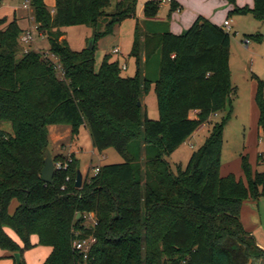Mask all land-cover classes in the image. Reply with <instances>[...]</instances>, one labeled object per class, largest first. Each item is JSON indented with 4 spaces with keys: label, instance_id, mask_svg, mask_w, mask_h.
<instances>
[{
    "label": "trees",
    "instance_id": "trees-1",
    "mask_svg": "<svg viewBox=\"0 0 264 264\" xmlns=\"http://www.w3.org/2000/svg\"><path fill=\"white\" fill-rule=\"evenodd\" d=\"M111 1L55 0L50 12L44 0H31L33 21L61 73L45 54L23 53L17 21L0 19V124L11 127L10 133L0 131V250L13 264H25L23 253L36 237L39 246L51 250L42 264H81L72 247L78 232L80 238L96 240L86 264H261L264 251L243 228L240 213L245 201L264 198V173H253L243 156L246 183L220 176L223 129L231 116L227 103L234 93L229 33L199 16L183 34L174 35L168 19L177 6L172 4L165 22L157 23L160 2H146L129 54L136 72L123 78L109 56L95 69L96 40L124 20L136 19V0H122L108 14ZM225 1L234 6L228 18L253 15L264 22V0H253L252 9ZM79 25L93 29V50L72 51L63 39V28ZM250 37L261 41L260 35ZM257 82V131L264 138L263 84ZM151 86L155 121L143 109ZM222 111L226 116L174 174L166 158ZM60 125L68 126L72 137L86 127L95 151L113 149L123 163L99 167L76 189L79 163L71 156L68 169L55 171L53 184H44L40 173L48 127ZM260 162L264 154L258 155ZM85 213L95 215V228L84 226Z\"/></svg>",
    "mask_w": 264,
    "mask_h": 264
},
{
    "label": "rangeland",
    "instance_id": "rangeland-1",
    "mask_svg": "<svg viewBox=\"0 0 264 264\" xmlns=\"http://www.w3.org/2000/svg\"><path fill=\"white\" fill-rule=\"evenodd\" d=\"M54 1L46 0V4L49 7ZM120 1L122 0H112L106 12L113 14L117 3ZM149 1L160 2V11L166 15L167 19L171 8L167 0H136V17L139 12L142 14L143 5ZM22 4L23 0H0V19H6L7 22L15 19L22 31L21 36L32 29V41L26 46L19 43L22 52L24 48H27L30 51L46 54L52 63L58 64L57 59L49 53V42L46 36L40 33L34 21L29 19L33 16L32 10L26 11L22 8ZM48 10L52 12L53 9L49 7ZM228 19L231 21L232 27L229 32L228 65L230 84L234 93L230 95L227 103L231 108V116L223 129L220 176L234 175L236 179H241L246 183L240 166L241 157H247L253 173H264V162L257 164L258 155L264 154V138L258 136L256 131L257 109L255 105L257 81L263 84L262 95L264 99V22L256 20L253 15L232 16ZM106 22L103 20L98 25V33L103 31ZM135 24L136 19H126L114 29L112 34L99 37L96 40L95 69H98L105 56H109L110 61L118 64L121 77L132 78L135 75V61L129 57ZM61 32L69 49L75 52L87 49L94 35L93 29L84 25L66 27ZM255 35L261 36L260 42L250 37ZM245 40H248L247 45L244 43ZM114 48H117L119 53H112ZM143 107L147 119L151 121L158 119L156 98L152 86L148 94L143 96ZM226 112L222 111L211 116L209 121L188 138L182 147L166 158L174 174L177 173L178 168L184 169L186 167L191 154L202 146L212 126L220 122L226 116ZM190 118H194V113L190 114ZM5 126L11 132L10 125L5 123L0 124V131H6ZM55 128L60 131L61 140L58 147L63 148L58 149L55 145L51 146L48 150L52 159L59 154L63 155L64 159L69 158L70 156L65 155L69 152V146L73 145V152L76 153L79 160V171L83 174L82 176H93V168L96 167L123 163V159L113 149H108L101 154L95 151L86 127L81 126L78 135L75 137H72L68 126L60 125L55 126ZM240 220L245 231L254 229L256 239L264 245V198L260 197L257 201H245L241 208ZM31 244L33 247L23 253L25 264H35L40 255L39 250L46 249L38 244L34 245L33 242ZM261 264H264V259Z\"/></svg>",
    "mask_w": 264,
    "mask_h": 264
},
{
    "label": "crops",
    "instance_id": "crops-1",
    "mask_svg": "<svg viewBox=\"0 0 264 264\" xmlns=\"http://www.w3.org/2000/svg\"><path fill=\"white\" fill-rule=\"evenodd\" d=\"M167 3L169 4L170 7L172 4H175L177 6V10L172 12L168 19L169 20L168 30L170 33L174 35L183 34L187 29H189V27L193 24V22L199 16L205 18L210 23L218 27H221L223 22L228 19L227 17L228 13L232 11L234 8V6L229 5L225 0H167ZM44 4L47 6V8L49 7L51 9L54 8V3L48 7V5L46 4V0H44ZM235 6L237 8L247 7L249 9H252L253 0H236ZM136 20L139 23H142L144 21L143 15L140 12L138 16L136 17ZM165 20H166V15L162 14V12L159 9L158 15L153 21L157 23H162V22H165ZM63 39H64V36H63ZM115 49L117 48H114L113 50ZM118 53H119V50H118ZM257 119H258V111H257ZM5 130H6L5 132L10 133L8 131L7 126H5ZM256 131H257V121H256ZM59 133L60 131L58 130V128H55V126L48 127V139H49L48 149H50L51 146L53 145L58 147V143L61 140ZM182 146L183 144L180 147ZM62 148L63 147H58V149H62ZM57 156L64 157L61 154ZM65 156H70V157L73 156L74 159L77 160L79 163L76 153L73 152V145L69 146V152ZM16 207H17V202L14 201L9 208L10 214L14 212ZM253 230L254 229L248 230L247 232H249L253 236L257 247L264 251V245L256 239ZM5 232L12 240H14L18 245L21 246L20 240L15 236V234L11 230L5 229ZM31 242H33L34 245H36L37 238L32 237ZM50 251L51 250L49 248L43 249L42 251L39 250L40 255H39L38 260L35 262V264H42L44 260L47 258V256L49 255ZM0 264H13V261L8 257V254L5 252H2L1 250H0Z\"/></svg>",
    "mask_w": 264,
    "mask_h": 264
},
{
    "label": "built area",
    "instance_id": "built-area-1",
    "mask_svg": "<svg viewBox=\"0 0 264 264\" xmlns=\"http://www.w3.org/2000/svg\"><path fill=\"white\" fill-rule=\"evenodd\" d=\"M22 8L25 9L26 11L32 10L31 0H23ZM29 19L33 20V18H29ZM36 28H37V26H36ZM221 28L225 32L229 33L232 30L231 21L229 19L225 20L223 22ZM31 41H32V29L29 31H26L22 36L20 35V37L18 39V42L23 44L24 46L28 45ZM244 43H245V45H247L248 40H245ZM27 51H28L27 48L23 49V53H27ZM113 53H115V54L118 53V50L117 49L113 50ZM45 57L48 58V56L46 54H45ZM48 60H50V59L48 58ZM52 64L61 73L59 65L54 64V63H52ZM123 68H125V66H123ZM71 161L72 160L69 157L64 162H60V161L53 162L54 172L55 171H66L68 169ZM98 172H99V167L93 168V173H94L93 176L98 174ZM86 179H87V175L83 176V184L86 181ZM63 189L64 188H62V190ZM82 218L84 220V226H86L87 228H95L97 226V219L95 218V215L93 213H85L82 215ZM79 236H80V233H78V232L74 233V240L72 243V247L79 254V256H81L82 261H83V263H81V264H86L87 259H88V255H89L93 245L95 244L96 240L92 235L84 237V238H82V237L80 238Z\"/></svg>",
    "mask_w": 264,
    "mask_h": 264
},
{
    "label": "water",
    "instance_id": "water-1",
    "mask_svg": "<svg viewBox=\"0 0 264 264\" xmlns=\"http://www.w3.org/2000/svg\"><path fill=\"white\" fill-rule=\"evenodd\" d=\"M93 44H94V35L89 42L87 50L89 51L93 50ZM53 176H54L53 159L51 157L49 150H47L44 154L43 168L40 173V178L44 184L52 185ZM82 184H83V176L81 172L78 170L76 173V178H75V188L80 189L82 187ZM14 258H15L16 263H19V260H20L19 254H14Z\"/></svg>",
    "mask_w": 264,
    "mask_h": 264
}]
</instances>
